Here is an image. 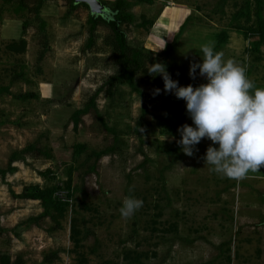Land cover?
Masks as SVG:
<instances>
[{"label": "rangeland", "instance_id": "374dc122", "mask_svg": "<svg viewBox=\"0 0 264 264\" xmlns=\"http://www.w3.org/2000/svg\"><path fill=\"white\" fill-rule=\"evenodd\" d=\"M25 1L31 6V0ZM129 1L135 23L141 15L156 23L148 32L126 27L130 44L159 53L172 43L167 60L189 72L190 64L201 60V45L211 42L225 60L234 59L246 68L255 87L264 88V43L255 49L258 37L248 34L256 25V0ZM14 7L0 0V85L10 86V93L0 94V169L15 157V170L0 176V254L11 262L21 258V264H80L81 258L85 264H264V166L239 180L211 172L203 160L211 144L206 138L196 146L198 151L186 156L178 145V131L165 133L158 121L167 117L179 127L191 125L185 102L177 106L155 76L144 82L140 72L135 84L149 102L138 130L142 96L125 82L105 85L96 98L100 114L117 132L116 142L92 109L80 116L74 129L72 112L82 109L115 71L103 44L107 29L98 27L95 44L87 48L85 20L90 11L85 7L78 6L66 17L65 0H47L40 10L44 32L32 12L17 13ZM238 13L242 15L236 20ZM23 20L29 21L24 32ZM21 38L24 51L10 50ZM24 92L36 96H16ZM33 143L51 157L21 152ZM76 144L84 145L79 153H74ZM110 145L114 150L88 172L92 161L85 163L87 154ZM69 167L71 186L79 190L69 199L60 227L53 228L49 218L17 227L42 207L10 191L19 194L30 185L59 184ZM127 196L144 203L132 217L123 218L119 209ZM73 217L80 229L84 220L94 234L72 241ZM54 251L57 258L46 263L44 257ZM136 257L139 262L133 261Z\"/></svg>", "mask_w": 264, "mask_h": 264}, {"label": "trees", "instance_id": "16d2710c", "mask_svg": "<svg viewBox=\"0 0 264 264\" xmlns=\"http://www.w3.org/2000/svg\"><path fill=\"white\" fill-rule=\"evenodd\" d=\"M6 3H13L15 5L14 11L19 13L21 11H30L34 14L35 20L38 22V27L40 31L44 32L46 23L44 19L41 17V8L42 5L47 0H31V6L25 0H3ZM68 5V9L66 10V17L70 15L75 8L78 6H83L89 10L88 6L79 3L75 4L74 0H65ZM104 6V10L100 14H92L88 13L85 24L87 26V40L85 46L87 48H91L95 44V34L98 27H104L107 29V34L103 39V44L109 48L111 52V62L115 67V71L112 75L108 77L106 82L98 87L88 98V101L85 103L82 109H76L71 114V119L73 120V128L76 129L78 122H80V116L85 112H88L89 109L94 110L96 115V119L99 121L101 127L106 130L108 133H111L114 138V142L117 141V132L114 128L110 127L103 116L100 114L98 107L96 105V98L100 94V92L104 89V86L110 84L112 82H125L129 85V87L136 93L142 96V103L140 109V116L135 124V129L138 130L143 122L145 115L148 112V102L149 96L142 92L135 84V76L137 73H142V80L146 82L149 80V77L152 76L147 72L148 64L154 63H163L166 66L167 72L170 74L173 80L178 81L180 86L193 85L198 86L202 83H205L201 80V78L197 75L195 79L190 78L189 72L181 67L180 65L170 62L167 60V54L169 53V48L171 44H168L167 47L162 49L159 53L151 49H147L141 44H130L127 39V34L125 28L130 25H135L137 28H143L145 31H149L150 28L154 25V20L151 18H147L145 15H141L140 21L135 23V18L130 11V7L133 6V3L129 0H99ZM138 3L147 2L151 4V0H137ZM262 2L261 0H256V10L254 12L255 15V27L249 29L250 35H256L258 39L254 41L255 49L261 46L264 43V17L261 9ZM235 16L238 19L241 16V13ZM248 14V12H246ZM188 17L185 18L184 22L179 26L178 34L183 30L185 23L187 22ZM29 21L23 20L21 23L22 32L28 27ZM242 30V28H240ZM251 31V33H250ZM173 37V41L176 36ZM25 48V40L23 38L19 39L17 42H12L9 45V49L15 52H23ZM45 52L43 49L39 55V61L42 59V56ZM163 56V57H162ZM162 57L163 59L161 60ZM21 77V75H16L14 78ZM13 78V80H14ZM154 78H157L155 82H161L163 84V80L161 77L156 75ZM161 80H160V79ZM10 86L8 85H0V94L10 93ZM174 103L179 106L182 99H177L174 94H172ZM19 99L26 100L29 98H35V94L32 92H24L22 94L16 95ZM159 124L162 127V131L165 133L173 132L175 133L179 126L177 122L172 120L171 118L159 117ZM215 146V145H213ZM114 145H110L100 151H94L86 156L85 163L91 164L88 165V172L95 171V163L101 158V156L108 154L109 152L114 150ZM84 149V145L76 144L74 145V153H79ZM23 153H31L35 152L39 155L46 156V158H50L51 155L40 149L36 146L35 143L29 144L25 146L22 151ZM15 161L14 155L10 157L7 167L5 169H0V176L3 178L6 173H12L15 170V167L12 165ZM72 171L71 167L67 170V178L56 184L54 186H45L40 187L39 185H30L24 187L21 193L15 194L12 191V195L16 196L20 199H30L39 201L42 211L37 215H32L27 217L24 221L17 224V227L21 225L28 227L30 225H38L39 222L45 218H49L54 223L53 228L60 227V220L64 216L67 207L69 206V199L72 198L76 191L79 190L78 187L71 186L72 180ZM46 172H50L49 170ZM82 228L78 227L77 218L73 217L70 221V238L72 241L77 242V240L86 239L88 236L94 234V232L86 226L85 221L82 220ZM18 235V233H16ZM129 251L127 252L126 257L129 258ZM57 258V252H51L44 257V261L47 263H52V261ZM134 262H139L138 258L133 259ZM86 260L84 258L80 259V264H85ZM0 264H21V258L16 259L11 262L9 256L0 254Z\"/></svg>", "mask_w": 264, "mask_h": 264}, {"label": "clouds", "instance_id": "9594fccd", "mask_svg": "<svg viewBox=\"0 0 264 264\" xmlns=\"http://www.w3.org/2000/svg\"><path fill=\"white\" fill-rule=\"evenodd\" d=\"M200 51V62L189 67L190 78L195 79L198 70L206 81L198 86H180L163 63L148 64L147 72L161 76L164 91L185 102L192 124L177 130L181 151L191 157L206 138L211 144L203 160L209 170L229 179H243L264 166V88L255 87L246 76V68L234 59L225 60L211 42L201 45ZM143 203L134 196L125 197L120 215L132 217Z\"/></svg>", "mask_w": 264, "mask_h": 264}, {"label": "water", "instance_id": "95a60500", "mask_svg": "<svg viewBox=\"0 0 264 264\" xmlns=\"http://www.w3.org/2000/svg\"><path fill=\"white\" fill-rule=\"evenodd\" d=\"M75 4L83 3L88 6L92 14H100L104 10V6L99 0H74Z\"/></svg>", "mask_w": 264, "mask_h": 264}, {"label": "bare ground", "instance_id": "6f19581e", "mask_svg": "<svg viewBox=\"0 0 264 264\" xmlns=\"http://www.w3.org/2000/svg\"><path fill=\"white\" fill-rule=\"evenodd\" d=\"M166 12H167V11H166ZM181 12H182V11H181ZM165 14L167 15V13H165ZM169 15H170V14H169ZM165 17H166V16H164V18H165ZM164 18H163V20H164ZM179 19H180V18H179ZM169 24H170V23H169ZM169 24H168V25H169Z\"/></svg>", "mask_w": 264, "mask_h": 264}, {"label": "crops", "instance_id": "0c3cea01", "mask_svg": "<svg viewBox=\"0 0 264 264\" xmlns=\"http://www.w3.org/2000/svg\"><path fill=\"white\" fill-rule=\"evenodd\" d=\"M185 17V16H184ZM156 24V23H155ZM155 24H154V27H155Z\"/></svg>", "mask_w": 264, "mask_h": 264}]
</instances>
